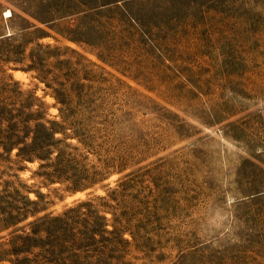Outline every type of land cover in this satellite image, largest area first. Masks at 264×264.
Here are the masks:
<instances>
[{
  "label": "rangeland",
  "instance_id": "374dc122",
  "mask_svg": "<svg viewBox=\"0 0 264 264\" xmlns=\"http://www.w3.org/2000/svg\"><path fill=\"white\" fill-rule=\"evenodd\" d=\"M0 11V136L39 110L63 141L54 168L1 148L0 192L39 203L38 217L93 199L118 228L119 241L94 242L103 222L77 220L82 206L54 263L264 264V0H0Z\"/></svg>",
  "mask_w": 264,
  "mask_h": 264
},
{
  "label": "trees",
  "instance_id": "16d2710c",
  "mask_svg": "<svg viewBox=\"0 0 264 264\" xmlns=\"http://www.w3.org/2000/svg\"><path fill=\"white\" fill-rule=\"evenodd\" d=\"M3 42L4 41L0 39V44ZM2 55H5L3 57H7V54ZM8 59L9 60H5L7 63L12 62L15 65L21 63V61L13 58ZM15 69L19 70L21 68ZM34 69L35 67L30 66L29 68H24L22 70L30 71ZM32 97L33 101H35V104L32 107L39 106L37 102L40 101V99L34 94ZM39 112L41 111L38 110L30 114L24 113L15 117L13 120H18L19 134H15L13 139L6 136H0V149H4L5 153L9 154L10 157L13 151L18 149L19 152L17 157L23 158L25 161L40 160L46 163L41 165L42 168H54V166L57 165L56 163H52V157L56 153L58 154L57 159L60 160L59 158L63 155V151L61 150L63 141L56 138L57 130L48 126L49 121L46 119V113L44 116H41ZM1 121L2 123H11L9 118L3 117L1 118ZM38 128H43L45 132L40 134ZM30 140L32 141L31 147L29 150L24 149L23 146L28 144ZM3 156L4 155L0 154V162H3ZM57 175L59 174L55 169L54 172L51 173V177L56 179ZM10 188L11 187H8L3 192H0V235L8 233L0 238L1 263L41 264V257L44 258V261L48 264H58L54 263V260L56 261V259L61 262L60 260L63 259L61 257H64L66 254L63 251L64 244L68 243L65 236L68 222L71 220L72 213H78L82 206H90L87 207L89 213H85V215H87L83 218L78 216L77 220L85 221L89 224L91 223L95 228L98 227V224H101V221L103 222L100 233L97 230V232L95 231L90 237L94 242H99V237L102 238L105 235L107 237L116 236L115 239L119 241V237L117 236L118 228H115L114 230L108 228L110 225V219L107 217V213L102 214L101 210H97L98 207H96L93 199L81 201L76 207L65 210L61 214L49 213L42 217H38L42 211H46L47 209L40 210L38 208L39 203L31 201L25 196V201L21 203L24 207H20L17 203H19L18 198L21 197V193L19 190H15V196ZM78 190L79 189H76L75 191ZM1 194H3V196ZM97 200H103V198L100 197ZM31 218H33V220L26 225L21 226ZM119 233L121 237L120 240L127 242L124 238L125 233L122 231ZM80 234L81 233L78 232L74 235V243H79L78 236ZM104 239L107 240V238ZM79 251L80 253H75V257L84 254L81 250Z\"/></svg>",
  "mask_w": 264,
  "mask_h": 264
},
{
  "label": "bare ground",
  "instance_id": "6f19581e",
  "mask_svg": "<svg viewBox=\"0 0 264 264\" xmlns=\"http://www.w3.org/2000/svg\"><path fill=\"white\" fill-rule=\"evenodd\" d=\"M8 13H10V12H8Z\"/></svg>",
  "mask_w": 264,
  "mask_h": 264
}]
</instances>
